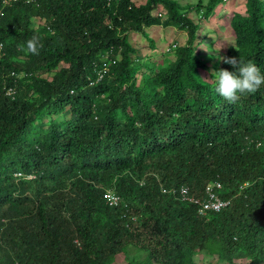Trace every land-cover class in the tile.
I'll return each mask as SVG.
<instances>
[{
  "label": "trees",
  "instance_id": "1",
  "mask_svg": "<svg viewBox=\"0 0 264 264\" xmlns=\"http://www.w3.org/2000/svg\"><path fill=\"white\" fill-rule=\"evenodd\" d=\"M221 2L0 0V264H188L202 250L264 263V85L230 104L193 54L190 10L206 18ZM246 2L225 57L264 73V4ZM158 6L163 20L152 14ZM161 25L187 33L166 52L174 61L131 60L127 35ZM33 35L38 55L26 51ZM214 69L234 70L223 61ZM51 115L63 120L36 133ZM211 182L223 198L237 196L206 222L168 193H201ZM134 250L146 258L135 262Z\"/></svg>",
  "mask_w": 264,
  "mask_h": 264
},
{
  "label": "rangeland",
  "instance_id": "2",
  "mask_svg": "<svg viewBox=\"0 0 264 264\" xmlns=\"http://www.w3.org/2000/svg\"><path fill=\"white\" fill-rule=\"evenodd\" d=\"M135 6L144 5L146 0H130ZM181 6L189 3H196L197 0H175ZM264 4V0H261ZM203 3V1H201ZM247 2L246 0H225L214 8L210 15L203 18L200 13L191 9L188 17L194 24L198 25L197 36L194 40L193 54L197 60L203 62L208 67L219 68L222 60L220 57H225L226 50L229 46H232L235 41V34L232 27V23L237 16H244L246 12ZM203 9L200 10L202 12ZM154 16L159 17L161 20L166 17L165 10L158 6L152 11ZM32 27L39 29L44 27V23L41 19H34L32 21ZM144 33L132 32L127 35L128 42L136 53L130 55L131 60L136 61L138 58L141 64L151 63L152 66L157 67L161 64L162 68L168 66L174 61L172 53H166L172 46L179 48L188 41L187 33H180L176 28L161 26H153L151 28H145ZM151 41L152 43H150ZM145 72L144 68H140L137 72L136 82L142 83V74ZM217 72V71H216ZM148 74V73H147ZM52 74L43 75V77L49 78ZM51 118H55L59 121L63 120L62 116H44L42 120L45 123L43 130H36V133H41L46 130ZM40 122H37L38 125ZM196 255V254H195ZM193 256L197 264H225L220 262L215 256ZM132 258L135 262H141L145 258V253H134ZM203 259L207 262H204ZM122 262V258L118 259ZM247 258L239 259L235 264H248ZM121 264H125L122 262ZM142 264V263H139Z\"/></svg>",
  "mask_w": 264,
  "mask_h": 264
},
{
  "label": "clouds",
  "instance_id": "3",
  "mask_svg": "<svg viewBox=\"0 0 264 264\" xmlns=\"http://www.w3.org/2000/svg\"><path fill=\"white\" fill-rule=\"evenodd\" d=\"M5 1L7 0H2V5L7 7L10 6V4L16 0H10L8 4H5ZM224 1L225 0H222V2ZM1 11L2 10L0 9V15H1ZM42 46L43 45L40 43L39 37L36 35H33L31 39L26 41V51L32 55H38L40 48ZM3 56H4V51L2 47V52L0 53V59ZM220 59L223 61V63L231 65L232 68L234 69L233 71H229L227 69H220L219 71L212 73L215 75V79H216L214 91L217 94H219L224 100H226L228 103L234 104L241 98L243 94L255 93L256 91L259 90L261 85H264V73L261 72V69L252 60L250 59L243 60L240 59L238 56L220 57ZM11 94H13L12 90L8 89L7 95H11ZM15 177L27 181H32L34 179V176L32 175H27L23 177L20 173H16ZM248 184H249L248 182H244L241 185H239L238 192L248 187ZM222 189L223 188L219 182H211L204 187L201 193L190 194V190L187 186H180L179 188H171L169 189L168 193H170V195H175L174 196L175 200L180 202L181 204L195 207L196 217L199 218V220L201 219L206 222L208 221L210 214L219 213L223 210L225 211L227 209H231L234 204V199L236 198L237 195H233L225 199L220 195V193H222ZM162 192L165 191L162 190ZM107 194H112L113 196H115L117 198V203H118L119 201L118 196L114 194L112 191L108 190L105 192L104 195L107 204H108V201L106 199ZM211 195L213 196V198L210 197ZM205 204H209L211 205V207L205 208L204 207ZM116 205L108 204V206L110 207ZM213 206H216L217 208H214ZM133 220L134 222H138L139 217H134ZM141 223H143L142 217H141ZM74 243H78V241L75 240ZM137 252L145 253V258H146L147 255L146 252L135 251V250L132 251L131 258L133 254ZM195 254L204 257L215 256L218 258L220 262H223L225 264H231L229 261H226V259L220 258V256L217 253L211 254L210 252H206L204 250L195 253L193 252L190 257V263L188 264H197L193 258ZM203 261L207 262L204 259ZM236 261H239V259H234L233 260L234 264L236 263ZM122 262L125 261L122 260ZM249 263L250 261L248 262V264ZM180 264H184V263L180 262Z\"/></svg>",
  "mask_w": 264,
  "mask_h": 264
},
{
  "label": "built area",
  "instance_id": "4",
  "mask_svg": "<svg viewBox=\"0 0 264 264\" xmlns=\"http://www.w3.org/2000/svg\"><path fill=\"white\" fill-rule=\"evenodd\" d=\"M9 2H10V0L5 1V4H8ZM2 47H3V46H2V44L0 43V53L2 52ZM99 78H101L100 75H99ZM210 197L213 198L212 195H211ZM106 199H107L109 205H116V203H117V198H116L115 196H113L112 194H107V195H106ZM204 207H205V208H209V207H211V205H209V204H205ZM213 207H214V208H217L216 206H213Z\"/></svg>",
  "mask_w": 264,
  "mask_h": 264
}]
</instances>
